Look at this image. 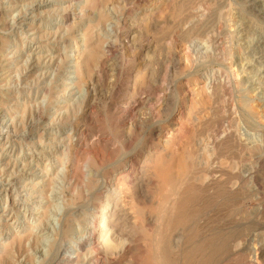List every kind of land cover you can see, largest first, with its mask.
Returning <instances> with one entry per match:
<instances>
[{
    "label": "rangeland",
    "instance_id": "rangeland-1",
    "mask_svg": "<svg viewBox=\"0 0 264 264\" xmlns=\"http://www.w3.org/2000/svg\"><path fill=\"white\" fill-rule=\"evenodd\" d=\"M33 1L0 0V264H264V18L246 0ZM211 167L220 185L192 181ZM106 177L119 206L90 258L76 240Z\"/></svg>",
    "mask_w": 264,
    "mask_h": 264
},
{
    "label": "bare ground",
    "instance_id": "bare-ground-1",
    "mask_svg": "<svg viewBox=\"0 0 264 264\" xmlns=\"http://www.w3.org/2000/svg\"><path fill=\"white\" fill-rule=\"evenodd\" d=\"M19 2V1H18ZM34 2V3H33ZM32 3H33V5L31 4L30 5V8H31V6H32V8H34V7H38V6H40V5H42V2H40V1H33ZM246 2H247V4L252 8V9H255L257 12H258V14H259V16H262L263 18H264V0H246ZM45 3V2H44ZM17 6L16 5H13V6H11V7H2V8H4V10H6V11H13L15 8H16ZM1 8V7H0ZM126 8V7H125ZM127 9V8H126ZM45 11V10H44ZM106 11V10H105ZM254 11V10H253ZM124 12V11H123ZM40 13V12H39ZM126 14V13H125ZM130 15V14H129ZM168 16V15H167ZM127 17V16H126ZM132 18V17H131ZM69 19V18H68ZM67 19V20H68ZM130 19V18H129ZM128 19V20H129ZM142 19V18H141ZM169 20V19H168ZM162 22H164V21H162ZM129 23V22H128ZM94 24V23H93ZM130 24V23H129ZM129 24H128V26H129ZM159 24V23H158ZM161 24V23H160ZM28 25H29V23H28ZM127 25V22H125V20L122 18H120V19H118V21H117V24H116V29H117V31L115 30V31H113L114 32V35H112V36H114L115 38H117V37H119L120 36V34L119 33H122V32H124V28H125V26ZM131 25V24H130ZM137 25V24H136ZM97 27V26H96ZM29 29H34L35 31L33 32V34L35 33V32H37V30L39 29V27H29ZM96 29V28H95ZM135 29V28H134ZM43 33H44V31H42ZM45 32H46V30H45ZM47 33H48V31H47ZM46 33V35L45 36H47L48 34ZM88 33V32H87ZM127 33V32H126ZM125 33V34H126ZM52 33H49V35H51ZM134 34H135V32H134ZM134 34L132 33V35L134 36ZM93 36V35H92ZM132 36V37H133ZM52 37V36H51ZM95 37V36H94ZM100 37V36H99ZM35 38V37H34ZM40 38V37H39ZM123 38H125V36L123 37ZM122 38V39H123ZM95 39V38H94ZM121 39V40H122ZM126 39V38H125ZM34 40V39H33ZM89 41H90V43L92 42L91 41V36H90V38L88 39ZM95 41V40H94ZM93 41V42H94ZM112 41H114V40H112ZM112 41L109 39V41H107V43L106 44H104L103 46H102V48H101V50L102 49H106V50H108L109 51V49L111 48V47H113V44H112V46H111V43H112ZM136 41V40H135ZM212 41H213V43H214V48L216 49V50H223V44H222V42H221V38L220 37H217V36H213L212 37ZM133 42V41H132ZM40 43V42H39ZM89 43V42H88ZM89 43V44H90ZM143 43V42H142ZM125 44V43H124ZM126 44H129V43H126ZM134 45V44H133ZM42 46L43 45H40V44H38V46H36L35 48H34V57H35V62H36V60H38V62L36 63V64H34V67H36V68H40V66H42L40 63H42V60L41 59H44L45 57L41 54V50H42ZM46 46V45H45ZM88 47V46H87ZM93 47V46H92ZM137 48V47H136ZM88 50H90V49H86L85 50V52H88ZM83 51V50H82ZM103 51V50H102ZM107 52V51H106ZM95 53V52H94ZM97 53V52H96ZM95 53V54H96ZM106 54V53H105ZM94 55V54H93ZM98 55V54H97ZM102 55V54H101ZM106 56V55H105ZM47 57V56H46ZM50 59V61H52L53 59L51 58V57H49ZM105 59V58H104ZM40 60V61H39ZM102 62H104V61H102ZM51 63V62H50ZM45 65H47V63H44V66ZM49 65V64H48ZM249 65H250V63H246V64H244L243 66H244V68H248L249 67ZM72 66H75V67H77V70L76 71H78L79 70V74L81 75V77L82 76H84V74H85V72H86V70H84L83 68H81V67H79L80 65H78L77 66V64L76 65H72ZM43 73H45V72H43ZM48 74V73H47ZM80 78V77H79ZM229 82V81H228ZM62 85H65V83H60V85L59 86H62ZM75 85V84H74ZM77 86V85H76ZM222 86V85H221ZM226 86V85H225ZM221 88H223V86L221 87ZM67 89V88H66ZM65 90V89H64ZM58 91H63L62 89L61 90H58ZM64 96L65 95H59V96H57L58 97V99H56V101H60V98H64ZM56 97V98H57ZM57 107H59V106H57ZM62 107V106H61ZM183 111H182V113H181V116L183 115ZM232 115H233V113H231ZM224 115V114H223ZM229 115V114H228ZM226 116V115H225ZM228 116H226V118H227ZM235 117V116H234ZM225 118V117H224ZM223 118V119H224ZM232 119V118H231ZM48 126V125H47ZM46 126V127H47ZM41 127H42V125H41ZM46 127H44L43 126V128H44V130L46 129ZM179 130V129H178ZM178 132V131H177ZM216 135V134H215ZM215 137V136H214ZM213 137V139H214V141L216 142V141H220V140H218V138H214ZM66 138H64V140H65ZM212 139V138H211ZM220 139V138H219ZM61 140H63V139H61ZM97 141H99V140H97ZM213 141V142H214ZM78 142H80V140L78 139ZM214 142V143H215ZM106 143H107V141H106ZM36 144H38V142H32V145H36ZM217 144H218V142H217ZM77 145V144H76ZM79 145V144H78ZM79 147V146H78ZM198 148V147H197ZM80 150V149H79ZM190 154H192V153H190ZM7 155L8 156H10V151L8 150V149H5L4 150V152L2 153V154H0V162L1 161H3L4 160V158H6L7 157ZM82 155V154H81ZM132 155V154H131ZM131 155H129V156H127L126 158H130V160H127L126 162H128L129 161V163L131 162V158H132V156ZM194 156V155H193ZM196 156V155H195ZM89 157V156H88ZM192 157V156H191ZM194 158V157H193ZM192 158V159H193ZM195 159V158H194ZM93 160V159H92ZM96 160V159H95ZM90 161V160H89ZM94 161V160H93ZM191 161H193V160H191ZM124 162H125V160H124ZM191 163V162H190ZM183 164V163H182ZM186 164V163H185ZM193 164V163H192ZM6 165H8V163H6ZM191 166V165H190ZM188 167V166H187ZM192 167V166H191ZM194 167H195V164H194ZM203 167V166H202ZM183 168V167H182ZM198 168H201V167H198ZM190 169H192V168H190ZM190 169H189V171L188 172H190ZM133 169H131V171H132ZM188 170V169H187ZM131 171L130 172H128L127 173V176L129 177V175L131 174ZM191 171H194V170H191ZM166 172V171H165ZM169 172V171H168ZM204 172V171H203ZM214 172H216L215 171V169H214V167H211V168H209V170H208V176L206 177V175H205V177L206 178H204V179H200V178H202V177H200L198 174H195V175H193L192 174V179H194V180H192V181H195V180H198V181H200V182H202V184L205 186V187H211V185H213V183L215 182V180H217L216 178H214L215 176V173ZM217 172H219V169L217 170ZM221 172V171H220ZM224 172V171H223ZM191 173V172H190ZM194 173H196V172H194ZM206 173V174H207ZM29 174H32V175H34V173H29ZM166 175H167V173H165ZM171 174V173H170ZM173 174V173H172ZM176 175H178V174H176ZM176 175H173V176H176ZM185 176L184 177V179H186V177H187V175H189L188 173L186 174L185 172H181V176ZM217 175V174H216ZM219 175V174H218ZM222 175V174H221ZM38 176V175H37ZM171 176V175H170ZM169 176V177H170ZM173 176H171V177H173ZM181 176H179L180 178H181ZM168 177V178H169ZM170 177V178H171ZM177 177V176H176ZM189 177V176H188ZM31 180H33V176H31V177H29ZM183 178V177H182ZM191 178V177H190ZM15 179V178H14ZM174 180H175V178H173ZM200 179V180H199ZM215 179V180H214ZM13 180V179H12ZM127 180H129V179H127ZM167 180V179H166ZM173 180V181H174ZM177 180H179V179H177ZM180 180H182V179H180ZM190 180V179H189ZM120 181V180H119ZM218 181V180H217ZM33 182V181H32ZM183 182V181H182ZM186 182H187V180H186ZM190 182V181H189ZM31 183V182H30ZM42 183V180H37V182L36 183H33L32 184V186L31 187H29V183L28 184H26L25 186V188H24V191H26V190H33L34 189V186H36L37 184H41ZM188 183V182H187ZM216 183V182H215ZM102 193L103 192H106V193H103L104 194V196H105V200H101L102 202H100L101 204H100V206L96 209V211H94V213H93V215H92V219H90V220H88V222H91V224L92 225H87V227H85V229H84V231H83V234L82 235H79V237L77 238V243H78V245H79V247H82V246H87V245H91V244H93V246H94V248H95V251H92L90 254V258H92L93 256H96L98 253L96 252V251H98L99 249H96V247L98 246V243H99V240L101 239L102 241H105V242H107V241H109V234H108V231H109V220H110V218H111V216H114V210H116V208L119 206V203L116 201L117 200V198H118V187H114L113 189H112V187H113V183H112V178H110V177H106V178H104L103 180H102ZM117 184V183H116ZM184 184H186V183H184ZM183 184V185H184ZM189 184H191V183H189ZM201 184V185H202ZM217 184V183H216ZM10 185H11V183H8L6 186H7V188H6V190L10 187ZM181 185V184H180ZM199 185V184H198ZM215 185V184H214ZM217 185H220V184H217ZM175 186L177 187V185L175 184ZM185 186V185H184ZM183 186V187H184ZM185 187H188V186H185ZM179 188H182V187H179ZM177 189V188H175V189H177V190H180V189ZM123 189H121V191H122ZM173 190V189H172ZM171 190V191H172ZM176 193H178V192H176ZM23 196L22 197H25L26 199H29L30 201H33L34 200V198L35 197H37L36 195H31L29 192H27L26 194H22ZM173 195V194H172ZM174 195H175V192H174ZM168 200V199H167ZM169 201V200H168ZM170 202V201H169ZM180 202H182V201H180ZM166 203V205L168 204L167 202H165ZM188 203V202H187ZM165 205V206H166ZM114 209V210H113ZM220 210V209H219ZM3 215L4 214H0V218H3ZM162 216V215H161ZM7 217H4V219H2L3 221H5V222H3L2 223V225H0V226H4V227H7V224H8V221H9V219H6ZM11 219V218H10ZM116 220V219H115ZM164 220V219H163ZM128 223V222H127ZM122 227V226H121ZM12 228H10V230H11ZM10 230L8 231V232H4L3 233V231L2 230H0V232H2L1 234L2 235H4V236H7V237H5V238H9V236L8 235H10ZM82 232V231H81ZM97 233H99V236L97 235L96 236V234ZM178 234V233H177ZM175 236L176 235H174V238H175ZM172 240V239H171ZM233 240V239H232ZM165 241V240H164ZM214 241V242H213ZM212 242H213V244H211V245H209V247L211 248H209L210 249V252H211V254H212V252L214 253L215 251H217V254L219 253V249H220V252L222 251L221 249H223V250H227V249H229L228 251H230V246H229V244L230 243H232V242H230V240L229 239H227V238H225V237H223V238H219L218 240H213ZM234 241V240H233ZM236 241V240H235ZM161 242V241H160ZM230 242V243H229ZM239 242V241H238ZM87 243V244H86ZM171 243V242H170ZM236 242H234L233 244H234V246H238L239 245V243L238 244H235ZM163 243H161V245H162ZM164 245V244H163ZM162 245V246H163ZM166 245V244H165ZM170 245V244H169ZM168 245V246H169ZM189 245V244H188ZM167 246V245H166ZM228 246H229V248H228ZM240 246V245H239ZM238 246V247H239ZM1 247H2V245L0 244V250H1ZM78 247V246H77ZM157 248L159 247V246H156ZM164 247V246H163ZM198 247V246H197ZM91 248H93V247H91ZM167 248H169V247H167ZM194 248V247H193ZM90 249V248H89ZM165 249V248H164ZM195 249V248H194ZM208 249V250H209ZM218 249V250H217ZM234 249H236V247L234 248ZM233 249V250H234ZM89 251V250H88ZM167 251H169V249H167ZM228 251H226L225 253H227ZM165 252H166V250H165ZM195 252V251H194ZM168 253V252H167ZM233 253V252H232ZM255 253H256V250H255ZM258 253V252H257ZM166 254V253H165ZM210 254V257L209 258H211V256H212V258L214 257V258H216L215 257V253H214V256L213 255H211ZM230 254V253H229ZM228 254V255H229ZM197 255V254H196ZM208 255V254H207ZM253 255V254H252ZM252 255H250V256H252ZM163 256H164V254H163ZM72 257L73 256H71V255H67V256H62L60 259H66V260H68V261H70L71 259H72ZM167 257H168V254H167ZM167 257H162V258H167ZM198 257H199V255H198ZM197 257V258H198ZM203 257H206V256H204L203 255ZM208 257V256H207ZM253 257V256H252ZM160 258H161V256H160ZM211 258V259H212ZM251 258V257H250ZM168 259V258H167ZM167 259H163L162 260V263L163 264H169V261L167 260ZM211 259H206V260H210V261H212ZM252 259V258H251ZM256 259H258V258H256ZM161 260V259H160ZM160 260H158L160 263H161V261ZM172 260V259H171ZM207 261V262H208ZM253 261H254V259H253ZM257 260H255L254 262H256ZM87 262H89V260L87 261ZM206 262V263H207ZM253 262V263H254ZM171 263H173V262H171L170 261V264ZM202 263V262H201ZM205 263V262H204ZM252 263V262H251ZM207 264H210V262H208Z\"/></svg>",
    "mask_w": 264,
    "mask_h": 264
}]
</instances>
